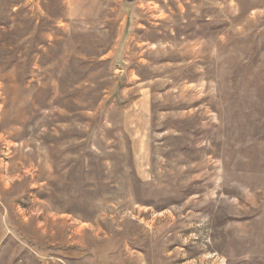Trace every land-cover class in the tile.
Segmentation results:
<instances>
[{
  "label": "rangeland",
  "instance_id": "rangeland-1",
  "mask_svg": "<svg viewBox=\"0 0 264 264\" xmlns=\"http://www.w3.org/2000/svg\"><path fill=\"white\" fill-rule=\"evenodd\" d=\"M0 264H264V0H0Z\"/></svg>",
  "mask_w": 264,
  "mask_h": 264
},
{
  "label": "bare ground",
  "instance_id": "bare-ground-1",
  "mask_svg": "<svg viewBox=\"0 0 264 264\" xmlns=\"http://www.w3.org/2000/svg\"><path fill=\"white\" fill-rule=\"evenodd\" d=\"M163 35V34H162ZM165 35V34H164ZM162 37V40H168V37L164 36ZM159 38V37H158ZM190 38V37H189ZM163 47V48H162ZM172 46H170V43L168 42L167 45L165 46H156L154 50L147 51L144 53V56L146 58V62L148 65H156V66H161L162 70L156 69L155 71L151 72L150 77H168L174 78V73L171 74L170 70L174 68V65L172 64H167L166 62H175L177 60L180 61V59L186 58L185 55H173L170 52H172ZM185 54V53H184ZM199 57V56H198ZM176 66V65H175ZM181 66V65H180ZM154 67V66H153ZM165 67V68H164ZM149 69V68H148ZM176 69V67H175ZM149 71V70H148ZM147 71V72H148ZM208 74V73H207ZM170 84V83H169ZM167 84V85H169ZM166 85V86H167ZM152 87V86H151ZM157 88V87H156ZM177 88V87H176ZM151 89V88H150ZM161 90V89H160ZM153 93V92H152ZM166 94H169V91H167ZM164 95V96H165ZM168 97V96H167ZM162 100V99H161ZM162 105V104H161ZM175 106V105H174ZM173 107V106H172ZM179 107V104L177 105ZM180 108V107H179ZM176 109V108H175ZM236 120V119H235ZM234 121V120H233ZM234 127V126H233ZM236 130V129H235ZM232 133V132H231ZM238 137V136H237ZM225 138V137H224ZM234 139V138H233ZM222 141V140H221ZM234 141V140H233ZM209 150V149H208ZM211 150V149H210ZM209 150V151H210ZM212 151V150H211ZM214 153V152H213Z\"/></svg>",
  "mask_w": 264,
  "mask_h": 264
},
{
  "label": "water",
  "instance_id": "water-1",
  "mask_svg": "<svg viewBox=\"0 0 264 264\" xmlns=\"http://www.w3.org/2000/svg\"><path fill=\"white\" fill-rule=\"evenodd\" d=\"M127 1H132V0H127Z\"/></svg>",
  "mask_w": 264,
  "mask_h": 264
}]
</instances>
